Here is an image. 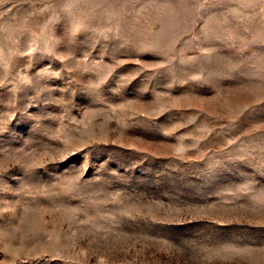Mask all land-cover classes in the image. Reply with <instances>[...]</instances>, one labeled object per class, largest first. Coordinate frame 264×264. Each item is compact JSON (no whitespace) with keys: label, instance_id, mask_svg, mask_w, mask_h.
<instances>
[{"label":"rangeland","instance_id":"1","mask_svg":"<svg viewBox=\"0 0 264 264\" xmlns=\"http://www.w3.org/2000/svg\"><path fill=\"white\" fill-rule=\"evenodd\" d=\"M0 264H264V0H0Z\"/></svg>","mask_w":264,"mask_h":264}]
</instances>
